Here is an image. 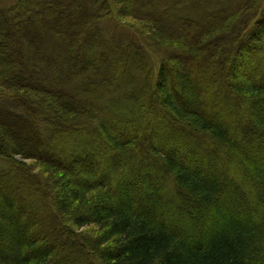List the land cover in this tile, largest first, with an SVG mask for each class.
Instances as JSON below:
<instances>
[{
    "label": "trees",
    "instance_id": "trees-1",
    "mask_svg": "<svg viewBox=\"0 0 264 264\" xmlns=\"http://www.w3.org/2000/svg\"><path fill=\"white\" fill-rule=\"evenodd\" d=\"M138 2L0 0V264H264V216L258 226L236 195L264 192V50L240 45L264 0ZM225 18L227 42L204 21ZM188 39L193 53L213 41L206 80L233 67V113L206 108L189 79L203 66L170 64ZM249 149L262 165L239 158ZM161 178L182 200L170 210L155 201ZM68 224L97 230L81 239Z\"/></svg>",
    "mask_w": 264,
    "mask_h": 264
},
{
    "label": "rangeland",
    "instance_id": "rangeland-1",
    "mask_svg": "<svg viewBox=\"0 0 264 264\" xmlns=\"http://www.w3.org/2000/svg\"><path fill=\"white\" fill-rule=\"evenodd\" d=\"M136 2L138 4H140L138 2V0H136ZM263 8H264V5H263ZM202 10H203V8H202ZM247 10H248V8H247ZM245 16H247V13L239 16L240 21H242L241 23L247 22V21L248 22L251 21L249 19L247 21H245L246 20L244 18ZM230 17H232L233 20L234 19L235 20L237 19L236 15L234 16L235 18L233 16H230ZM204 21L207 22V27L209 29H211L210 32L213 33V34H215V35H217L218 33L216 31H218V27L220 26V24L226 23L225 22L226 21V18H225V20L217 21L215 24H213L215 21L213 22L210 19H204ZM125 22L127 24H130V25H133L135 23V21H133V20H131L129 18L125 19ZM232 23H233V21L232 20H229L227 26H229V25L231 26ZM251 25H252V23H251ZM227 28H229V27H227ZM249 28H247V32H246L247 34L245 33L243 35V40H242L243 42L241 41L242 43L240 44L241 47L243 45H245V44H248V42H251L250 44H253V43L256 44V47L259 48V51H260V49H263L264 50V20H262V19L259 18L254 23V25L252 26V29H251V27H249ZM229 29H231V27ZM194 30L198 33L201 30V28L197 27V29L194 28ZM226 30L227 29H223L222 31L219 30V34L217 35L219 38L225 37V35H227V37L224 40L225 42H227V40L229 39L228 31H226ZM250 31H251V33H250ZM208 32H209V30L207 31V33ZM210 32L208 33L209 34L208 35L209 38L211 37V33ZM192 33L194 34V31L192 29L183 31V35L184 34L185 35L182 36L181 39L183 40V37L185 38L187 36V34L188 35H191ZM206 38H208V37H206ZM245 38H246V40H244ZM214 39H215V37H214ZM189 40H191V39H188V41H186L184 47H177V50H179V51H177V52H175L173 50L169 51V55L172 54V55L168 56L169 57L168 59H169L170 64H172V65H174L176 67H186L187 66L189 68L190 65H191V63H197V66H198L199 70L203 66L205 68L204 69L205 70L204 73H199L198 74L197 71H196L195 74L191 73L189 79H191L194 83H196V86L198 88H199V84L201 83L200 84L201 85L200 88H202V93H203L202 97L205 98L204 99V102H208V104L206 105V108L208 106H210L213 109H215V107H219L220 109L223 108V111H224L223 112V117H224V115L226 113L227 114L233 113L232 110H235L236 107L233 106L231 103L228 104L227 100L228 101H230V100H229V98L228 99L227 98L225 99V94H224V91H226V89L228 90L229 84H231L230 79H232L231 78V75L233 73V70H232L233 67L232 66H229V68H226L225 76H224L225 79L224 80L223 79H218V78H214V79L213 78H209L210 80L209 79L206 80V78L208 77L207 76V73L209 74L210 70L212 69V67H211L212 66V63H214V61H215L213 58H211L209 56V54L211 55V52H213L212 50L214 49V46L212 45L213 41H212V43L208 44V43H205V41H203L204 43H202V42H197L196 43V42H193V40H192V42L195 43V48H194V44L191 43V45L193 46L192 48L197 49V50H195L197 52L193 53L191 50L188 51L186 49L187 48L186 46L189 43ZM250 47H251V45H249L248 50L250 49ZM238 51H237V55H239L242 52L240 49H238ZM201 79H203V80H201ZM217 83H219V86L218 87H217V85H218ZM209 87L212 88L211 94L207 93ZM223 117H221V119ZM173 119H176V118L173 117ZM239 119L241 121L243 120V118L241 116H239V118L237 120H239ZM224 121L228 122L227 120H224ZM160 122L166 123V125H167V123L169 122V119H166L165 117H162L161 120H160ZM149 126H150V128L148 129V131H145L144 133H141L140 134V137H141L140 140L142 142H144V143H145L144 140L146 138L149 140V138H150L149 136L152 135V133H153L152 130H154L155 122H153V125H152V123H150ZM235 132H236V134H238V137L241 136V135L245 136V133L243 131L239 130V129H236V127H235ZM235 132H234V135H235ZM238 139H241V138L239 137ZM262 139L264 141V136L263 135H262ZM154 140H155L154 143L156 145L160 144L159 143L160 140H157V138H155ZM240 143L242 145H245L246 144L243 139H242V142H240ZM251 151L253 152L254 150H250V149H249V151L246 150L245 152L241 153V157H239V158L242 159V157H246V158L248 157L245 162H246V166L249 167V168H250V165L247 162H252L253 161V162H257L258 165H262L263 163L261 164V162H260L259 159H255L254 158V154ZM201 154H202L201 160L203 162H205V172H206V174L208 176V179L211 180L212 179V176H209L208 173L210 171L211 166H214L213 165L215 163V161L213 159L214 156L211 155V154L210 155H207L205 152H201ZM28 163H32V162H28ZM240 164H241V162L238 161L237 162V165H240ZM251 164H253V163H251ZM231 171L233 172L234 170H231ZM37 172H39V170H37ZM228 172L230 173V170ZM214 178L216 179L217 182H220L219 181V176H216ZM156 182L159 183V185H157V186H160L161 185V182H163L162 184H165L166 183V189H167V191H164V193L163 192L162 193H159L157 196H155V201L156 200L157 201L158 200H161L163 203L165 202L166 203V207H167L168 210H170V208L173 206V204H170V203H172V202L176 203V202L182 201V200H175V197L173 196V192H174L173 190L174 189H173V187L171 185H169V183L167 182V180H164V179L161 178V179L156 180ZM227 182H231V183L232 182H236V180L234 179V175L233 176L232 175L231 176H228L225 184ZM240 184H242V181L240 182ZM240 184H238V185L241 186ZM220 185L223 186V184H221V182H220ZM251 185H253V184H251ZM29 190H27V192H29ZM239 191L240 192L236 191V193H237L236 195H237V197H239V195H240L245 200V203H244V206H243L244 212L245 213L246 212L248 213V210L251 211V213H252L251 215L254 216V221L256 220V224L258 226H262L261 223L263 222V220L261 219V217L264 216V196H263L264 195V192H262L261 189H260L259 192H258V194H257V192L254 193V195L252 196L253 198H250L249 199L245 195V194H247V192L244 191V189L243 190L240 189ZM233 194H235V193L231 192L230 196H232ZM178 197L182 198L181 195H179ZM173 198H174V200H172ZM167 199H171V202L167 203L166 202ZM183 200H185V199H183ZM187 201H188V199H187ZM141 202L144 204L145 203V200L142 199ZM159 211H161V210H159ZM159 211L156 212L155 215H153V216H156L157 215V217H164V216H162V215L159 214ZM244 215L242 214V216H244ZM202 219L206 220L205 217H202ZM46 220H43L42 224L45 226V230H47V233L46 232H43L42 233V236H47V237H43V238H46V240H54V241H57L55 239V237L53 235H51V231H53L52 228L54 227L53 220H47V221ZM66 226L67 227H69V226L72 227V229H71V232L72 233L71 234H73L75 237H77V238L79 237L81 239L88 238V237L92 236V234L94 233V231L97 230L94 226L88 227V228H84V229H75L70 224H68ZM195 232H197V230ZM76 256H77V254H75L74 257H76ZM78 261L79 262L77 264H83L82 261H81V258Z\"/></svg>",
    "mask_w": 264,
    "mask_h": 264
}]
</instances>
